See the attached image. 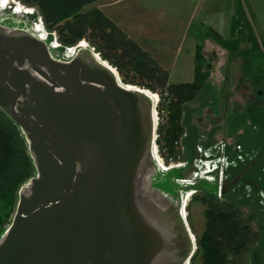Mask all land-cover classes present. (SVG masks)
<instances>
[{"label": "water", "instance_id": "95a60500", "mask_svg": "<svg viewBox=\"0 0 264 264\" xmlns=\"http://www.w3.org/2000/svg\"><path fill=\"white\" fill-rule=\"evenodd\" d=\"M79 49L62 62L39 36L0 31V108L26 133L38 171L20 192L0 264H161L167 235L137 192L143 158L154 155L152 99Z\"/></svg>", "mask_w": 264, "mask_h": 264}, {"label": "rangeland", "instance_id": "374dc122", "mask_svg": "<svg viewBox=\"0 0 264 264\" xmlns=\"http://www.w3.org/2000/svg\"><path fill=\"white\" fill-rule=\"evenodd\" d=\"M197 2L199 11L202 5L205 12L204 6L214 5L212 0H100L95 3L169 70L170 83L193 80L197 37L198 41H204L209 62L210 77L204 87L182 105L184 130L175 143V157L168 155L166 148L162 150L159 144V123H167L166 101L159 95L154 143H158L161 160L167 167L187 165L162 171L152 155L144 156L138 175V197L161 205L181 197L179 211H183L186 194L183 190L189 185L180 178L203 170L206 150L221 168L214 172L215 182L203 180L206 176H197L193 180L196 185L189 191L193 193L187 204V219L190 232L196 237L194 252L198 250V239L206 223L203 197L213 198L234 203L251 227L252 239L240 257L241 264H264V52L254 51L247 42L230 52L215 39L205 40V32L195 36L185 31L190 9ZM10 3L13 7L16 5L12 0ZM17 5L33 11L16 13L9 5L0 6V30L31 31L40 26L52 44L55 41L62 44L59 34L47 28L35 6L20 0ZM248 10L253 15L251 8ZM193 23L201 24L199 19ZM203 28L207 30V26ZM248 140L255 142V146L258 143L257 147H252ZM195 192L198 196L193 198ZM6 234L0 231V242ZM191 264H202L200 256L196 254Z\"/></svg>", "mask_w": 264, "mask_h": 264}, {"label": "trees", "instance_id": "16d2710c", "mask_svg": "<svg viewBox=\"0 0 264 264\" xmlns=\"http://www.w3.org/2000/svg\"><path fill=\"white\" fill-rule=\"evenodd\" d=\"M36 7L47 28L59 34L60 51L86 40L94 52L117 68L122 80L158 93L166 101L167 123H160L159 144L168 155L176 156L175 143L183 132L182 105L192 100L210 77L204 41L196 45L194 78L170 83L169 70L122 28L101 7L100 0H20ZM246 0H235L229 39L207 26L205 39H215L230 52L242 42L254 51L264 52ZM92 51V49H88ZM158 144V143H157ZM34 156L26 134L0 108V231L9 229L20 199V192L37 175ZM206 204L205 229L198 239L197 255L202 264H241L240 257L252 239L250 225L242 211L231 202L203 197ZM195 254V255H196Z\"/></svg>", "mask_w": 264, "mask_h": 264}, {"label": "flooded vegetation", "instance_id": "af4514ba", "mask_svg": "<svg viewBox=\"0 0 264 264\" xmlns=\"http://www.w3.org/2000/svg\"><path fill=\"white\" fill-rule=\"evenodd\" d=\"M0 31H3V32L8 33V34L28 33V34H31L32 36H35V37L38 36V35H35L33 32L28 31V30L27 31L25 30V31H18V32H10V33L6 32L5 30H0ZM44 42L46 43L52 58H54L55 60H58V61H62V62H70L75 56L80 54L81 50H84V49H78L76 51V53L71 58H69L66 55L68 49L66 51L62 52V51H60L61 46H59L58 49H53L51 46V43L48 40H44ZM81 56H82V59H84L86 61L89 60L88 57L86 56V54L82 53ZM24 68L29 69L31 71L32 75L36 79L46 81L44 79V77L41 76L40 74H38L35 70H33L27 62L25 63ZM58 90H62V89L60 88ZM18 100H24V99L19 97ZM210 148L211 147H209L208 149H210ZM205 153H206L205 154L206 158L208 160L205 159V161L203 163L213 161L212 154H208L206 150H205ZM223 159L224 158H222V160ZM183 165L186 166L187 163L180 164L177 167H183ZM218 165L219 166H217L216 168L208 171V173H210L209 175L214 176V179L210 180V179H207V177H206L203 180L207 179V180L215 182L216 181V175L214 174V172L219 167L221 168L220 163ZM222 167H223V164H222ZM170 168H171V166H169V169ZM174 168H176V166L171 168V169H174ZM191 174L192 175L189 177L180 178V181L184 180L186 183H188L186 185H189V186H187L188 187L187 189L183 190V192H185V193H188L189 191L193 190L192 188L196 185V183L193 182V180L196 179L199 172L193 171ZM194 191H196V190H194ZM191 195H192V193H191ZM197 196H198V194H197V192H195L193 198H196ZM180 198L181 197L177 198L176 200L170 202V204L168 203L166 205L155 204V203L151 202V206L154 207L153 211L151 209L152 207L148 208L147 206H145L148 204V201L146 202L145 200H140V203H141L140 205H141L142 209L144 210V212L154 216V218H157V223H158L159 227H161L162 230L164 229V233L167 235L168 251H167V255H164L160 258L161 264H187V262L189 264H191V260L196 254V252H194V250H193V244L189 238V233H188V228H187L189 221L187 223V221L182 216H180V214H179V209H180V205H181ZM158 212L160 214L156 217L155 214ZM188 227H189V225H188Z\"/></svg>", "mask_w": 264, "mask_h": 264}, {"label": "crops", "instance_id": "0c3cea01", "mask_svg": "<svg viewBox=\"0 0 264 264\" xmlns=\"http://www.w3.org/2000/svg\"><path fill=\"white\" fill-rule=\"evenodd\" d=\"M246 1L248 2V3L246 2L247 7H249V9L251 8V11L253 13L257 33L259 34V36L264 38V0H246ZM212 3H214L213 6L211 5L208 6L207 4H206L207 6H204L206 12L202 8L203 5L201 6V9L199 11L198 2L195 4V6L191 7L188 17L189 19L188 27L185 29V31L187 32L189 31L190 34L193 33L195 36L197 35L200 36V33L205 32L204 34V39H205L206 31H204L203 27L209 26L212 27L214 30H216L224 39H229L227 35H229L230 37L232 18L235 12V0H212ZM198 19L200 20L201 24L193 23ZM197 38L195 40L196 45L200 43V41H198L199 37ZM196 45H195V54H196ZM194 62H195V56H194ZM194 68H195V64H194Z\"/></svg>", "mask_w": 264, "mask_h": 264}, {"label": "bare ground", "instance_id": "6f19581e", "mask_svg": "<svg viewBox=\"0 0 264 264\" xmlns=\"http://www.w3.org/2000/svg\"><path fill=\"white\" fill-rule=\"evenodd\" d=\"M4 1V5L6 4V0H3ZM6 11V10H5ZM32 12L33 10H32V8H30V7H23L22 5H18V8L16 9V13H23V12ZM4 15V14H3ZM23 20V19H22ZM37 26V25H36ZM32 32H34L35 34H37L41 39H43V40H48L49 41V39H48V37H47V35H46V33H45V31H42L41 30V28H40V26L39 27H37V29H33V30H31ZM52 40V39H51ZM50 43H51V46H52V48L53 49H58L59 48V46H60V44H59V42H57V41H55L53 44H52V41H49ZM62 48V47H61ZM79 48H86V49H92V51H93V48H91L89 45H88V43L86 42V41H82L77 47L76 46H74V47H71V49L70 50H68L67 51V53H66V55H67V57H69V58H71L75 53H76V51L79 49ZM96 56L98 57V59L99 60H103L101 57H100V55L99 54H96ZM104 64H106L108 67H110V68H112L113 69V67L107 62V61H105L104 60ZM114 71H116L115 69H113ZM116 74L118 75V77H120V75H119V73H117V71H116ZM137 87L138 86H134V85H130L129 86V88L130 89H137ZM144 92H146L149 96H150V98L152 99V102H153V120H154V125H155V128L157 127V125H158V122H159V115H158V104L160 103L159 101H160V96L157 94V93H154V92H152V91H150V90H148V89H146V90H144ZM160 124V123H159ZM250 130H252V128L250 129ZM251 132V131H250ZM253 132V131H252ZM264 132V131H263ZM262 132H260V134H261ZM250 134V133H249ZM259 134V135H260ZM263 135H264V133H263ZM250 139V138H249ZM243 140H244V138H243ZM249 141V140H248ZM156 142V141H155ZM244 142H245V140H244ZM243 142V143H244ZM250 142V141H249ZM249 142H247V144L249 143ZM250 143H252V147L253 146H255V142H254V144H253V142H250ZM205 144V143H204ZM243 145V144H242ZM257 145H258V143L256 144V146L255 147H257ZM206 146V145H205ZM248 148H246V150H247ZM205 150V149H204ZM248 150H250V149H248ZM199 153V152H198ZM153 156H154V159L156 160V163H157V165L160 167V169L162 170V171H167L168 169H169V167H167L168 165H166V164H164L163 163V161L161 160V156H160V154H159V149H158V146H157V144H155L154 143V151H153ZM199 156H200V154H199ZM203 159V158H202ZM207 159V158H206ZM208 160V159H207ZM245 162H248V161H245ZM244 162V163H245ZM239 164V163H238ZM204 165V168H203V170L201 171V172H199V174H198V176H202L203 175V177L204 176H206L207 177V179H210V180H213L214 179V176H212V175H209L210 173H208V171H210V170H212V169H214V168H216L217 166H218V162L217 161H209V162H206V163H204L203 164ZM177 167V166H179V165H173V166H171V168H173V167ZM228 167H230V166H228ZM170 168V169H171ZM229 169V168H228ZM225 172V171H224ZM215 174V173H214ZM181 182H185L184 180H182ZM224 182V181H223ZM202 190V189H201ZM193 193V192H192ZM253 194H255V193H253ZM256 195V194H255ZM192 195H191V193L190 192H188V193H186L185 194V196H184V199H183V204H184V206H183V211H182V214H183V216L185 217V220L187 221V223H188V219H187V217H188V215H187V204H188V200L190 199V197H191ZM223 197V196H222ZM255 198V200H256V197H254ZM257 199H260V196H259V198L257 197ZM256 202H257V200H256ZM189 225V224H188ZM192 237H193V239L194 240H196V237H195V235L192 233ZM187 264H189L188 262H187Z\"/></svg>", "mask_w": 264, "mask_h": 264}, {"label": "built area", "instance_id": "2783aa9c", "mask_svg": "<svg viewBox=\"0 0 264 264\" xmlns=\"http://www.w3.org/2000/svg\"><path fill=\"white\" fill-rule=\"evenodd\" d=\"M6 1H7V2H6V4L4 5V1H3V0H0V6L6 8V7L9 5L8 0H6ZM17 7H18L17 5H14L13 10L16 11ZM28 13H29V12H28ZM84 41H86V40H84ZM81 42H82V41H80V42L76 45V47H77ZM60 45H61V44H60ZM88 45H89V44H88ZM67 49L70 50L71 47H68ZM93 50H94V48H93ZM194 241H195V240H194Z\"/></svg>", "mask_w": 264, "mask_h": 264}, {"label": "clouds", "instance_id": "9594fccd", "mask_svg": "<svg viewBox=\"0 0 264 264\" xmlns=\"http://www.w3.org/2000/svg\"><path fill=\"white\" fill-rule=\"evenodd\" d=\"M14 3H16V5H17V0H12ZM8 3H9V6H10V8L11 7H13V5L10 3V0H8ZM18 6V5H17Z\"/></svg>", "mask_w": 264, "mask_h": 264}]
</instances>
